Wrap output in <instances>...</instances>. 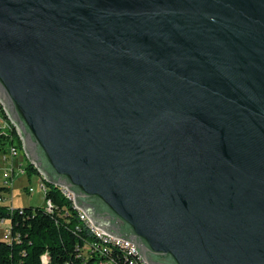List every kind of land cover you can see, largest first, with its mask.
<instances>
[{
    "label": "water",
    "instance_id": "obj_1",
    "mask_svg": "<svg viewBox=\"0 0 264 264\" xmlns=\"http://www.w3.org/2000/svg\"><path fill=\"white\" fill-rule=\"evenodd\" d=\"M0 104L147 264H264V0H0Z\"/></svg>",
    "mask_w": 264,
    "mask_h": 264
},
{
    "label": "trees",
    "instance_id": "obj_2",
    "mask_svg": "<svg viewBox=\"0 0 264 264\" xmlns=\"http://www.w3.org/2000/svg\"><path fill=\"white\" fill-rule=\"evenodd\" d=\"M14 142L22 144L16 131L0 132V153L7 154ZM27 171L38 173L29 162ZM46 184L45 200L53 202L52 212L46 205L12 207L0 202V220L11 223V239L0 241V264H123L116 250L104 255L84 254L83 247L93 239L92 234L79 219L72 201L58 187ZM9 191L8 186H0V198Z\"/></svg>",
    "mask_w": 264,
    "mask_h": 264
},
{
    "label": "built area",
    "instance_id": "obj_3",
    "mask_svg": "<svg viewBox=\"0 0 264 264\" xmlns=\"http://www.w3.org/2000/svg\"><path fill=\"white\" fill-rule=\"evenodd\" d=\"M2 110L4 111L2 105L0 104V132L12 134V132L16 131V129L8 120V118L4 117ZM21 151H23L22 144L20 146L18 143L14 142L9 146L8 153L5 155L3 154V159L8 162V167L6 168L3 182L4 185L8 186L9 188H11L12 180L16 177V175L28 173V162H21L19 159ZM39 189L42 190L44 194H46L48 189L46 182L41 177L39 179ZM59 189L66 198L72 201V205L77 211L79 219L83 222L84 226L93 236V239L84 245V254L99 253L104 255L106 252L111 253L116 250L118 251V256L123 260V264H147L141 254L136 250V247L133 243L121 238H115L114 236L95 226L89 216L75 205L73 194L66 188ZM28 191L32 193L35 191V188L30 187ZM3 201L4 198H0V202ZM45 205L47 211H53L54 206L51 200H46ZM3 222L4 220H0V226L3 224ZM79 229L81 228L79 227ZM9 235L10 233H7L6 238H9Z\"/></svg>",
    "mask_w": 264,
    "mask_h": 264
},
{
    "label": "rangeland",
    "instance_id": "obj_4",
    "mask_svg": "<svg viewBox=\"0 0 264 264\" xmlns=\"http://www.w3.org/2000/svg\"><path fill=\"white\" fill-rule=\"evenodd\" d=\"M21 162H29L26 160V154L21 151L19 155ZM3 167V168H2ZM8 164L4 163L0 156V186L4 185V175ZM40 175L38 173H26L18 174L12 180L10 191L4 194L5 205L12 207H45V194L39 189ZM30 187L35 188V191L30 193L28 190ZM10 225L9 221H5L4 225L0 226V241L6 238V229ZM10 235L7 240H10Z\"/></svg>",
    "mask_w": 264,
    "mask_h": 264
},
{
    "label": "crops",
    "instance_id": "obj_5",
    "mask_svg": "<svg viewBox=\"0 0 264 264\" xmlns=\"http://www.w3.org/2000/svg\"><path fill=\"white\" fill-rule=\"evenodd\" d=\"M0 156H1V159L4 161V163L8 164V162H6V161L3 159V154L0 153ZM2 168H3V167H2ZM5 221H9V220H4V222H3L2 225H4ZM9 222H10V221H9ZM10 229H11V223H10V225L8 226V228L6 229V234H7V233H10ZM4 236H5V238H6V235H5V234H4ZM7 239H8V238H6V240H7Z\"/></svg>",
    "mask_w": 264,
    "mask_h": 264
}]
</instances>
